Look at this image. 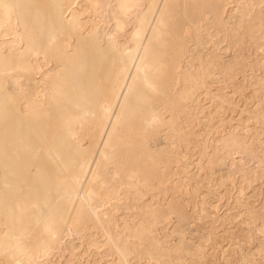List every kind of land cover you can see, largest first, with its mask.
Wrapping results in <instances>:
<instances>
[{
  "label": "rangeland",
  "instance_id": "1",
  "mask_svg": "<svg viewBox=\"0 0 264 264\" xmlns=\"http://www.w3.org/2000/svg\"><path fill=\"white\" fill-rule=\"evenodd\" d=\"M33 1L50 14L52 0ZM87 3L63 0L62 11L83 10ZM165 16L166 43L155 44L164 51L165 93L153 94L152 104L110 135L108 127L100 132L99 109L112 97L126 36H120L113 56L106 44L93 41L94 10L83 16L88 30L71 37L77 52L67 39L71 30L59 31L62 47H55L47 66L71 76L73 61L93 48L96 70L88 74L97 77L102 99L95 116L83 122V147L70 168L51 157L58 121L51 114L44 122L48 133L38 142L26 187L38 184L39 165L57 192L79 161L89 163L75 198L58 218L50 253L32 264H264V0H173ZM133 25L127 23L126 32ZM29 80L38 84L39 73ZM2 81L0 89L14 100L11 114L27 117L29 96L12 86L7 72ZM151 105L165 122L160 132L144 130ZM119 112L117 105L113 114ZM6 210L0 201V236L29 219V241L42 238L38 219L47 216L46 208L35 218L39 209L28 207L21 220L7 217ZM0 264H14L8 249Z\"/></svg>",
  "mask_w": 264,
  "mask_h": 264
},
{
  "label": "bare ground",
  "instance_id": "2",
  "mask_svg": "<svg viewBox=\"0 0 264 264\" xmlns=\"http://www.w3.org/2000/svg\"><path fill=\"white\" fill-rule=\"evenodd\" d=\"M52 1V10L46 15L33 0H0V88L7 72L12 78V86L20 94L29 96L26 102L31 110L27 117L11 114L10 104L14 100L6 98L0 89V201L7 205L4 213L7 217L20 220L28 214V207L39 209L34 214L35 218L40 216L41 208L48 210L46 217L38 219L43 230L39 241H29L32 225L29 219L20 221L16 230L0 236V258L8 249L14 264H32L34 257L44 258L50 253L58 218L65 214L68 201L75 198L82 172L89 163V158L79 161L78 169L72 172L70 180L57 188V192L53 191L51 178L39 165L36 168L38 184L32 189L26 187L32 166H36L38 142L48 133L49 126L44 122L51 114L58 121L60 133L51 157L57 166L70 168L83 147L80 138L83 122L95 116L102 99L101 85L97 77L90 75L96 70L91 62L95 53L93 48L89 51L84 48L78 60L73 61L71 76L59 70L54 72L51 66H47L57 53L55 47H62L59 31L71 30L67 39L73 51L77 52L80 49L71 37L88 30L83 16L94 10L98 19L92 34H89L93 41L106 44L107 52L113 56L120 36H126L127 44L119 56L121 70L114 83L112 97L107 98L99 109L103 119L101 133L107 127L109 135L120 132V126H125L141 107H147L153 98H161L165 93L164 51L156 46L166 43L168 19L165 13L171 9L173 0H88L83 10L71 6L66 15L62 11L63 0ZM127 23L134 24L131 33L126 32ZM129 43H132V49ZM67 52V49L62 50L64 54ZM17 70L20 71L18 74L12 73ZM81 70L87 74L79 76ZM31 73H39L38 84L36 80H29ZM117 105L120 112L115 116L113 109ZM174 106L173 103L172 109ZM164 123L155 105L149 106L144 130L160 132ZM120 139L118 137L117 142L110 143V148L115 149Z\"/></svg>",
  "mask_w": 264,
  "mask_h": 264
}]
</instances>
